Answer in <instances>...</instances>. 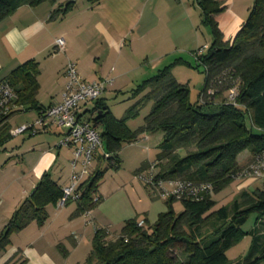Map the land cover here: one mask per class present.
Wrapping results in <instances>:
<instances>
[{
  "label": "trees",
  "instance_id": "obj_1",
  "mask_svg": "<svg viewBox=\"0 0 264 264\" xmlns=\"http://www.w3.org/2000/svg\"><path fill=\"white\" fill-rule=\"evenodd\" d=\"M44 1L57 0H0V19L21 6H36ZM196 1L202 21L209 24L212 32L206 50L199 51L200 46L193 51L195 66H201L206 76L197 100H190L188 88L175 78L169 66L143 81V87H148L144 97L151 99L152 104L144 127L138 131L128 128L125 116L115 118L104 99L98 97L91 113L96 111L92 120L102 128L103 150L96 155V165L90 174L77 187L80 195L73 200L75 213L88 210L100 200L97 190L103 161L115 165L122 144L133 142L142 132L162 133L159 151L151 161L158 168V177L210 182L214 194L234 180L239 152L247 149L251 160L253 154L264 150V0H253L247 17L231 39L223 38L213 17L226 5L218 0ZM74 2L57 3L49 18L64 16ZM179 61L185 62L182 58ZM39 73V62L29 58L0 79V83H8L14 91L13 107L0 119V148L12 136L10 119L16 112L34 108L39 114L45 108L37 99ZM231 85L236 86L238 105L215 101V96L205 93L211 86L228 89ZM104 151L108 157L102 155ZM149 163H144L141 169H146ZM214 194L168 197L167 209L158 213L154 223H148L145 217L144 224L139 226L135 217L127 218L113 238H107V227L96 226L90 250L78 264H264V232L260 228L264 225V189L247 187L229 203L218 206ZM61 195V186L50 172L44 171L0 230V249L10 242L13 232L31 220L41 225L48 215L46 205L57 202ZM95 195L97 199L93 200ZM174 199L182 202L183 209L179 212L172 207ZM251 213L256 214L255 226L245 232L241 226ZM246 235L250 236L247 253L232 261L227 249ZM178 253L185 254V260L180 261Z\"/></svg>",
  "mask_w": 264,
  "mask_h": 264
},
{
  "label": "rangeland",
  "instance_id": "obj_2",
  "mask_svg": "<svg viewBox=\"0 0 264 264\" xmlns=\"http://www.w3.org/2000/svg\"><path fill=\"white\" fill-rule=\"evenodd\" d=\"M62 1L64 0H59L58 3ZM252 2L253 0H232L231 7L225 8L217 16L224 29V33L221 31L223 38L231 39L236 34L240 23L247 17ZM172 4L177 5L176 10H183L184 15L172 16L171 22H166V17H163L164 23L151 29L150 34L139 36L141 26H137L136 20L140 12L151 10L159 13ZM200 11L196 0H100V3L75 0L69 12L50 21L64 19L62 27L69 30L70 34H76L73 51L75 55L78 54V67L82 75L87 77L85 80L98 76L101 67L102 76L112 78V84L100 97L104 99L115 118L122 119L125 116L124 121L128 128L131 131H138L144 127L145 116L150 112L152 104L151 99L144 97L148 87H143L142 84L144 79L155 74L158 69L169 66L175 78L188 88L190 100L192 102L197 100L206 76L201 66L198 68L195 66L193 51H197L200 46L203 51L206 50L212 34L209 24L202 21ZM121 12H124V16ZM169 15L171 16L170 13ZM98 19L105 26H111L117 37H126L120 48H108L102 43L99 30L94 25ZM131 28L134 29L132 42H130ZM161 36L165 38L163 44L155 47L151 40L160 39ZM44 56L47 54L45 53ZM180 58L185 62H180ZM51 65L49 63L38 75V82L42 85L37 93V99L45 105L51 100V94L57 87L50 69ZM111 66L114 68L113 71H110ZM227 92L226 88L216 89L213 86L205 91L207 95L215 96V101L226 100L232 103L228 101ZM95 100L83 104L90 110L87 112L88 116L94 108ZM235 102L237 103L236 100ZM133 104L137 106L134 108ZM95 116L96 111L93 114V117ZM36 117L35 109L16 112L10 119L12 130L17 126L33 122ZM57 130L60 129L54 126L47 131L13 133L1 146L0 213L7 216V222L13 211L20 207L31 193L30 188L35 187L44 170L50 172L52 178L59 182L62 179L59 176L67 171L70 173L71 150L65 145L58 146L62 134L60 132L58 134ZM97 130L101 133L102 128L97 125ZM161 138V131L146 132V134L142 132L133 142L122 144L115 165H109V160L103 161L102 175L98 184L100 200L88 210L79 213H71L72 207L76 209L75 203L66 204L62 215L55 221L54 228H51L53 231L46 233L50 241L54 240V247L59 254L68 257L70 262L83 261L90 250L96 228L93 220L97 226L107 227V238H113L120 231L125 219L135 217L140 220L147 217L148 223L152 224L157 219L158 213L167 209L168 197L152 196L146 185L137 177L138 172H143L141 166L151 162L155 153L159 151ZM102 150L103 146L98 147L97 154L99 155ZM239 154L240 152L237 157ZM237 157L239 167L237 170L242 169L250 161V159L245 161L244 155ZM162 187L168 189L171 184L164 181ZM247 187L264 189V175L261 179L239 177L232 180L226 188L213 193L218 200L216 205L229 203L240 190ZM24 190H28L29 193L26 195ZM172 207L175 212L181 211L183 209L181 200L174 199ZM52 214L55 216L57 213L53 211ZM255 221L256 214L251 213L241 226L243 231L247 232L254 227ZM31 227L36 228V224ZM21 230L13 232L10 236L19 244L32 234L31 228ZM73 232H77V239L72 243ZM249 245L250 237L244 236L227 249V256L232 261L238 260L247 253ZM28 250L26 247L24 252ZM178 257L183 261L186 255L178 253Z\"/></svg>",
  "mask_w": 264,
  "mask_h": 264
},
{
  "label": "crops",
  "instance_id": "obj_3",
  "mask_svg": "<svg viewBox=\"0 0 264 264\" xmlns=\"http://www.w3.org/2000/svg\"><path fill=\"white\" fill-rule=\"evenodd\" d=\"M58 1L59 0H57L55 3L44 1L36 6L24 5L17 8L10 15L0 19V79L4 78L13 68H15L17 65L29 58L36 59L39 62L40 72L44 71L49 65V63L52 64L50 69L54 74L57 87L55 88V92L51 94L52 98L47 105L43 104L38 100L44 107L57 103L61 100L64 84L66 81L64 67L68 59L74 60L77 64L78 72L80 73L82 78H87L83 76L81 71L79 70L78 54L75 55L73 51L75 50L73 40L76 38V34L74 33V35H72V32V34H70L69 30L65 29V27H62L61 24L64 19H61L59 21H56L57 19L50 21V11L53 7L57 5ZM218 1H221L224 5H226L225 8H229L232 5V0ZM176 7V4H172L166 9L161 10V12L159 13L151 10H143L142 12H140L139 17L136 20L137 26H141L139 36L148 35L146 33L150 34L151 29L157 28L159 24L165 22L163 17L167 18V15L168 18H165L166 22L173 21L172 16L177 15L178 17H180L184 15V11L176 10ZM221 12L222 11L215 13L213 17L217 21L220 30L223 32V26L220 20L217 19V16ZM161 13H163V15ZM169 13L171 14V16L169 15ZM121 14L124 16V12H121ZM185 17L186 19H188L186 15ZM114 18L116 19V16ZM94 25H96L97 29L99 30L100 39L102 40V43H104L108 48H120L125 42L126 37H117L116 33L112 30L111 26H105L99 19L95 21ZM131 31L132 36L130 42L133 41L134 29L131 28ZM58 36L64 37L65 50L63 52L51 54V50L54 47V40ZM164 39V36H161L160 39H152L151 41L155 47H158L159 45L163 44L162 41ZM45 53L47 54V56H44ZM113 70L114 68L113 66H111L110 71ZM99 71L100 72L98 76H94L92 77V79L87 81L106 77L102 76V67ZM41 85L42 83L39 82V88ZM82 111L87 113L90 110L87 108V105H82ZM35 113L36 115H38L37 110H35ZM59 132L60 130H57L58 134ZM70 150L72 157V148H70ZM242 155L246 156L245 161L249 160L251 157V153L247 149L241 151L237 158H240ZM144 170L145 169H142V171ZM59 177H62L60 182L55 179L53 180H55L60 186L66 184L68 182L69 171ZM31 189H33V187L30 188V191ZM24 191L26 195L29 193L28 190ZM148 191L149 194H151L152 196H156L154 191H152L151 189L148 188ZM97 193L99 195L101 194L99 189L97 190ZM69 203L76 204V202L73 200L67 202L66 204ZM66 204L62 207H57L56 202L48 203L46 205V211L48 215L41 225H39L35 220H31L26 226L23 227L22 230H27L28 228H31L32 234L29 235L26 240L21 242L22 245H20L21 243L19 244L18 242L13 241L10 237V242L4 248L0 249V264H18L21 261H23L22 264H78L82 262V260H73L72 262H70L68 257H63V255L59 254V252L55 249L54 240L51 239L50 241L46 237V233L48 231H53L51 228H54L53 225L54 223H56L55 221L59 218V216L62 215V210L66 207ZM53 211L54 213H57L55 214V216H53L52 214ZM73 212H75L74 207H72L71 210V213ZM6 223L7 216L5 214L0 213V230L4 227ZM93 223L94 226H97L94 220ZM33 224H36V228L31 227V225ZM261 230L262 232H264V225H262ZM248 236L249 235H246L245 237ZM76 239L77 232H73L71 237L72 243L75 242ZM26 247H28L29 250L25 253L24 250ZM52 251H55V253H53Z\"/></svg>",
  "mask_w": 264,
  "mask_h": 264
},
{
  "label": "built area",
  "instance_id": "obj_4",
  "mask_svg": "<svg viewBox=\"0 0 264 264\" xmlns=\"http://www.w3.org/2000/svg\"><path fill=\"white\" fill-rule=\"evenodd\" d=\"M65 50V39L58 36L54 40L52 54ZM202 48L199 50L201 51ZM65 84L61 100L43 108L36 119L24 126H17L10 129L11 134L19 132L34 133L38 130L47 131L51 127H58L62 138L58 146L65 145L72 148L71 169L68 182L61 186L62 195L57 200L56 206L62 207L68 201L76 200L79 197L77 187L93 169L96 160L97 148L102 147L100 133L92 120L93 113L89 116L82 111V105L88 101L95 100L102 95L106 88L112 84V78L103 77L92 81L82 78L77 69L75 61L68 59L65 67ZM227 98L232 104L238 105L235 100L237 96L236 86L231 85L227 89ZM14 91L8 83H0V119L13 107L12 99ZM108 157L107 152H103ZM158 168L154 162L143 171L138 172L137 177L154 193L161 197H198L203 192L213 194V186L210 182L194 183L180 179H167L157 176ZM264 175V150L253 154L252 159L242 169L234 173L233 178L245 177L247 179H258ZM244 179V178H243ZM168 181L170 188L162 187V183ZM97 196H93L96 200ZM86 211V210H85ZM143 219L137 221L142 226ZM108 231V229H107Z\"/></svg>",
  "mask_w": 264,
  "mask_h": 264
}]
</instances>
